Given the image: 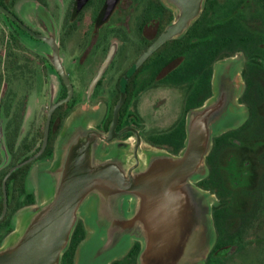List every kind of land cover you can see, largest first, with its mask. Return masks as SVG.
<instances>
[{"label":"flooded vegetation","instance_id":"af4514ba","mask_svg":"<svg viewBox=\"0 0 264 264\" xmlns=\"http://www.w3.org/2000/svg\"><path fill=\"white\" fill-rule=\"evenodd\" d=\"M182 12L189 25L154 46ZM0 18V242L36 202L31 177L56 160L69 120L101 134L100 156L175 155L216 87L235 121L196 182L215 199L202 264H264V0H0ZM95 227L88 205L60 264H75ZM145 245L129 240L109 264H139Z\"/></svg>","mask_w":264,"mask_h":264},{"label":"water","instance_id":"95a60500","mask_svg":"<svg viewBox=\"0 0 264 264\" xmlns=\"http://www.w3.org/2000/svg\"><path fill=\"white\" fill-rule=\"evenodd\" d=\"M186 17L182 12L154 46L188 26ZM213 88V95L190 113L184 145L175 155L118 147L100 156L101 134L69 120L56 160L31 177L36 202L14 214L12 229L0 243V264H60L88 205L96 227L75 264H109L129 240L138 239L146 241L139 264H202L214 240L215 200L196 182L207 173L212 138L235 121L222 111L224 101ZM56 105H50L47 126ZM179 247L186 252L175 253Z\"/></svg>","mask_w":264,"mask_h":264},{"label":"trees","instance_id":"16d2710c","mask_svg":"<svg viewBox=\"0 0 264 264\" xmlns=\"http://www.w3.org/2000/svg\"><path fill=\"white\" fill-rule=\"evenodd\" d=\"M11 229H12V226H11ZM11 229L6 233V235L11 231ZM6 235H5V236H6ZM5 236H4V237H5ZM4 237H3V238H4ZM2 240H3V239H2ZM2 240H1V241H2ZM0 243H1V242H0Z\"/></svg>","mask_w":264,"mask_h":264},{"label":"rangeland","instance_id":"374dc122","mask_svg":"<svg viewBox=\"0 0 264 264\" xmlns=\"http://www.w3.org/2000/svg\"><path fill=\"white\" fill-rule=\"evenodd\" d=\"M2 23H1V18H0V25H1ZM1 28V27H0ZM5 29V28H4ZM215 200V199H214ZM236 264H240V263H236Z\"/></svg>","mask_w":264,"mask_h":264}]
</instances>
